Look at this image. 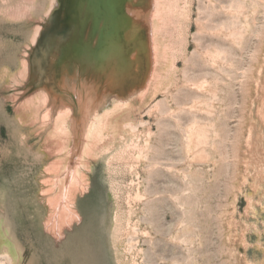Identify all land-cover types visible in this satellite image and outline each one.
<instances>
[{
	"label": "rangeland",
	"instance_id": "374dc122",
	"mask_svg": "<svg viewBox=\"0 0 264 264\" xmlns=\"http://www.w3.org/2000/svg\"><path fill=\"white\" fill-rule=\"evenodd\" d=\"M130 1L0 0V264H264V0H175L148 86Z\"/></svg>",
	"mask_w": 264,
	"mask_h": 264
},
{
	"label": "bare ground",
	"instance_id": "6f19581e",
	"mask_svg": "<svg viewBox=\"0 0 264 264\" xmlns=\"http://www.w3.org/2000/svg\"><path fill=\"white\" fill-rule=\"evenodd\" d=\"M137 2H139V0H132L129 3H127L125 7V14H126V18L128 19V22H130L133 29L138 27L140 23L142 22L145 25H147L150 47L146 49V52L151 61L149 63L150 68L148 70V73L146 74L144 83H145V86H148L151 83L153 84V80L155 78V73H154L153 68H154V62H155V57H156L155 56L156 47L158 44L157 38L159 34H161L163 31L166 32L165 27H173L175 28V30H179V24L177 25L174 21L176 17V13H177V10H176L177 8L175 5V0H147L148 4L145 9L138 8L136 6ZM174 44H175L174 41H167V46L170 48H172ZM68 115H69V110L66 109V110L60 111L57 117L55 118L52 131L50 132V136L55 141V149H56L55 151L57 152L65 148L66 142L69 140V136H71L70 135L71 131H67L68 127L66 126L67 124L66 118ZM45 118H46V115H45ZM106 126H107V123L99 122L100 129L105 128ZM114 126H117V125L115 124ZM106 132L108 131H87V137H89V140L85 142L86 144L84 145L83 152L87 155L91 154L90 151L92 150L93 146H95V144L100 141L102 136L104 137L103 133H106ZM119 132L120 131H112V133L115 135H117ZM91 140L92 142H90ZM89 143H92V144H89ZM56 162H54L53 164L55 167H57L59 165L58 163H60V162H57V163ZM68 189H70L69 190L70 192L68 191L70 201L73 202L75 199L74 196H75V191H77V188L72 187V189L71 188H68ZM57 200L59 201V199H56V201ZM63 210L64 209H62L61 212H63ZM70 212L73 214L74 209H71ZM55 230H56L55 228L52 229V232Z\"/></svg>",
	"mask_w": 264,
	"mask_h": 264
}]
</instances>
